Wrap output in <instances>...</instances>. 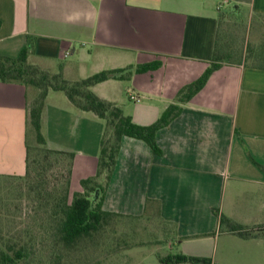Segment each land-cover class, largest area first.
Masks as SVG:
<instances>
[{"label":"crops","instance_id":"1","mask_svg":"<svg viewBox=\"0 0 264 264\" xmlns=\"http://www.w3.org/2000/svg\"><path fill=\"white\" fill-rule=\"evenodd\" d=\"M225 17H264V0H0V55L16 58L30 47V63L70 81L162 61L130 80L92 87L150 125L210 66ZM62 92L47 96L43 132L49 148L75 153L71 189L82 191L81 180L98 169L104 121ZM34 96L0 79V177L26 173ZM157 142L162 155L142 139L123 138L104 209L156 225L163 254L264 264V237L221 232L215 212L247 227L264 224V68L225 62Z\"/></svg>","mask_w":264,"mask_h":264},{"label":"trees","instance_id":"2","mask_svg":"<svg viewBox=\"0 0 264 264\" xmlns=\"http://www.w3.org/2000/svg\"><path fill=\"white\" fill-rule=\"evenodd\" d=\"M221 28L222 22L219 28L214 58L210 66L198 79L183 86L179 90L175 101L150 125L135 123L133 118L127 115L121 106L101 98L93 91L92 87L109 79L130 80L135 73L159 68L162 61L136 66L130 65L125 68L105 69L86 78L70 81L60 72L53 73L30 63L28 60L30 47H25L16 58L0 55V79L4 82H20L35 91V96L29 105L26 173L21 176L5 177L20 178L29 183L40 177V163L37 165L38 161L33 160L31 155L32 144L29 139V130L31 129L35 131V140L42 147L41 150L46 158L63 156L64 159L69 161L66 181L60 187H51L48 195L45 196L49 201V210L47 208V219L51 224L49 237L52 246L59 252L58 256L61 257L67 255V253L82 252L85 249L100 246V241L105 237L107 227L112 223L114 217L124 218L125 220L132 219L136 222V217L108 211L103 207L106 191L117 166L122 140L125 136L142 139L150 145L155 154H163V150L157 142L158 131L167 127L172 120L181 114L183 105L205 87L209 78L217 69L225 62L234 63L229 62L230 58L228 56L231 52L224 47V44H220ZM261 48L257 55L260 64L252 66L264 68V62L262 61L264 60V47ZM50 91L65 92L76 108L81 111L93 112L104 121L97 172L93 176L82 179L83 190L72 192V194L70 193V187L75 153L49 148L43 132V112ZM31 190L41 194L43 191H47L48 188L42 190L39 186H36V190L33 187ZM96 195L98 196L94 201ZM150 203L153 202L149 200L147 205ZM215 212L220 218L221 232L237 234L243 238L259 235L264 237V224L247 227L220 213L218 209H215ZM30 235L29 241L22 242L19 238V240L12 242L13 239L6 240L0 231V264H21L22 261L28 258L32 249L31 242L35 238L33 234ZM129 239H132L133 242L123 243L120 241L119 247L124 249L147 244V241L141 238L138 240L135 232L133 236L129 235ZM1 243L4 244L3 247ZM157 257L159 264H215L211 258L187 255L181 252L167 254L159 252Z\"/></svg>","mask_w":264,"mask_h":264},{"label":"rangeland","instance_id":"3","mask_svg":"<svg viewBox=\"0 0 264 264\" xmlns=\"http://www.w3.org/2000/svg\"><path fill=\"white\" fill-rule=\"evenodd\" d=\"M235 17H225L227 20L222 23L221 28L220 44H224L231 52L228 56L229 62L260 64L257 55L260 48L264 47V17L243 20ZM29 139L32 144V159L38 161L37 165L40 163V177L30 181L31 183L15 177H0L1 233L6 240L13 239L12 242L19 238L22 242L29 241L30 234L35 236L31 242V253L21 264H159L153 253L163 251L165 240L163 238L158 240L156 225L153 228L147 225L145 228L132 219L125 220L119 217L112 219L105 237L100 241V246L58 256L59 252L52 246L49 237L51 225L47 219L49 201L45 196L51 187H60L66 181L69 161L63 156L46 158L42 147L35 140L33 129L29 130ZM36 186L48 190L39 194L31 190L32 187L36 190ZM72 192L70 187V193ZM134 232L138 240L141 238L147 241L148 246L120 248V241L133 242L132 239L128 240V237L133 236ZM1 245L4 246L2 243Z\"/></svg>","mask_w":264,"mask_h":264},{"label":"built area","instance_id":"4","mask_svg":"<svg viewBox=\"0 0 264 264\" xmlns=\"http://www.w3.org/2000/svg\"><path fill=\"white\" fill-rule=\"evenodd\" d=\"M220 7H222V5H220L219 8ZM130 98L132 100H138L139 99L138 95L136 93H134V91H130Z\"/></svg>","mask_w":264,"mask_h":264},{"label":"water","instance_id":"5","mask_svg":"<svg viewBox=\"0 0 264 264\" xmlns=\"http://www.w3.org/2000/svg\"><path fill=\"white\" fill-rule=\"evenodd\" d=\"M238 8H239V7H238ZM237 10H238V9L235 10V7H233V11H237ZM97 194H98V193H97ZM97 196H98V195H96V197L94 198V201L97 199Z\"/></svg>","mask_w":264,"mask_h":264}]
</instances>
